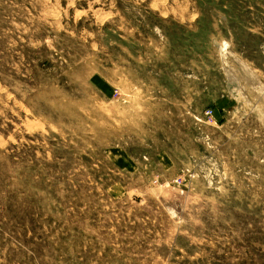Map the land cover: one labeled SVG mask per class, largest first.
Wrapping results in <instances>:
<instances>
[{
    "label": "rangeland",
    "instance_id": "rangeland-1",
    "mask_svg": "<svg viewBox=\"0 0 264 264\" xmlns=\"http://www.w3.org/2000/svg\"><path fill=\"white\" fill-rule=\"evenodd\" d=\"M0 264H264V0H0Z\"/></svg>",
    "mask_w": 264,
    "mask_h": 264
},
{
    "label": "bare ground",
    "instance_id": "bare-ground-1",
    "mask_svg": "<svg viewBox=\"0 0 264 264\" xmlns=\"http://www.w3.org/2000/svg\"><path fill=\"white\" fill-rule=\"evenodd\" d=\"M248 71H249V69H248ZM244 73H246V70H245ZM227 74H228L229 79H232L233 81H238L240 83V85L242 86V79H241L242 76L240 74H237V71L230 69V70H228V73ZM247 80H248V77H247ZM248 84L250 86H252L253 85V82L248 80Z\"/></svg>",
    "mask_w": 264,
    "mask_h": 264
}]
</instances>
